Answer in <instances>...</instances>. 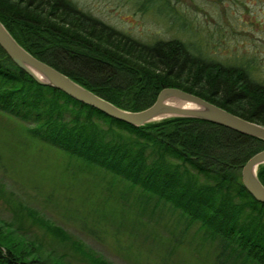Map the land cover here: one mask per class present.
Listing matches in <instances>:
<instances>
[{
	"label": "trees",
	"instance_id": "trees-1",
	"mask_svg": "<svg viewBox=\"0 0 264 264\" xmlns=\"http://www.w3.org/2000/svg\"><path fill=\"white\" fill-rule=\"evenodd\" d=\"M0 21L29 53L122 109H142L162 87L173 86L264 125V82L242 63L191 53L179 38L143 43L76 0H0ZM0 110L27 122L31 136L118 177L125 194L135 193L127 199L117 185L109 187L105 200L132 201L134 214H96L97 222L85 226L91 234L99 222H109L119 250L140 259L147 256L141 247L158 248L153 264H264V203L243 187L240 175L246 159L264 147L262 138L194 116L129 124L35 81L1 47ZM256 176L264 185V162ZM84 191L74 193L91 210L97 189ZM15 204L10 221L0 219V264H72L67 250L43 253L35 223L61 241L70 238L91 264H114L84 251L34 207ZM162 219L163 237L147 230ZM121 227L130 241H122Z\"/></svg>",
	"mask_w": 264,
	"mask_h": 264
},
{
	"label": "rangeland",
	"instance_id": "rangeland-1",
	"mask_svg": "<svg viewBox=\"0 0 264 264\" xmlns=\"http://www.w3.org/2000/svg\"><path fill=\"white\" fill-rule=\"evenodd\" d=\"M76 1L83 9L138 41L152 43L157 39L179 38L191 53L224 64L242 63L250 68L251 77L264 82V0ZM28 127L27 122L0 110V219L10 221L11 207L16 206L18 199L61 226L80 242L84 251L114 264H153L154 251H159L158 248L154 246L148 252L141 247V253L147 255L145 259L119 250L111 241L113 226L108 225L109 222H99L101 230L95 234L86 230L97 222L98 216L121 218L124 214H134L132 201L116 204L104 198L119 178L31 136ZM80 188L87 194L97 189L92 200L98 199V195L99 199L92 203L91 210L79 202L75 193ZM113 188L125 194L121 182ZM134 195L130 190L124 196L130 199ZM78 216H82V220H78ZM163 221L165 223L163 219L151 222L147 230L152 232L155 228L163 237L166 228ZM38 224L35 223L33 230L38 233L43 253L57 256L67 250L72 264H91L86 256L70 246V238L61 241ZM127 229L121 227L123 242L131 240L125 237ZM139 243L143 241L139 239Z\"/></svg>",
	"mask_w": 264,
	"mask_h": 264
},
{
	"label": "water",
	"instance_id": "water-1",
	"mask_svg": "<svg viewBox=\"0 0 264 264\" xmlns=\"http://www.w3.org/2000/svg\"><path fill=\"white\" fill-rule=\"evenodd\" d=\"M0 47L13 63L28 73L35 81L60 89L72 98L129 124L141 125L155 120L157 116L162 114H164V116H161L162 118L172 115L194 116L264 140V125L245 119L196 94L173 86L162 87L158 91L155 100L142 109H122L29 53L11 36L1 21ZM37 73L41 76H38ZM170 98L177 99L183 103L188 102L195 105L196 108H187L169 103L167 100ZM263 162L264 147L246 159L241 167L240 175L243 187L256 200L264 203V185L256 176V168Z\"/></svg>",
	"mask_w": 264,
	"mask_h": 264
},
{
	"label": "bare ground",
	"instance_id": "bare-ground-1",
	"mask_svg": "<svg viewBox=\"0 0 264 264\" xmlns=\"http://www.w3.org/2000/svg\"><path fill=\"white\" fill-rule=\"evenodd\" d=\"M38 76H41V75L38 74ZM167 102L173 103V104H176V105H179V106L187 107V108H196L195 105H193V104L186 103V102L183 103V102H180L179 100L174 99V98L168 99ZM161 116H164V114H162L160 116H157L156 118H160Z\"/></svg>",
	"mask_w": 264,
	"mask_h": 264
}]
</instances>
